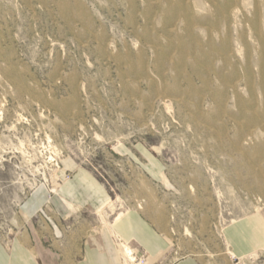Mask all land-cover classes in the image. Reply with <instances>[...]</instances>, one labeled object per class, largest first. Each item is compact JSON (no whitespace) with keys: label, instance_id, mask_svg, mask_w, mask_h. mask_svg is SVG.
I'll return each mask as SVG.
<instances>
[{"label":"rangeland","instance_id":"1","mask_svg":"<svg viewBox=\"0 0 264 264\" xmlns=\"http://www.w3.org/2000/svg\"><path fill=\"white\" fill-rule=\"evenodd\" d=\"M27 227L53 264H264V0H0V239Z\"/></svg>","mask_w":264,"mask_h":264},{"label":"crops","instance_id":"2","mask_svg":"<svg viewBox=\"0 0 264 264\" xmlns=\"http://www.w3.org/2000/svg\"><path fill=\"white\" fill-rule=\"evenodd\" d=\"M64 195V198H70L74 200L82 199L85 201V203H90V201L99 203L104 198V193L93 183L90 178L84 175L76 176L75 179L69 183L68 187L65 189ZM38 207L39 204L37 194L33 196L31 195L27 201L20 205V215H23L26 218H31L34 216V214H36ZM136 219L137 218H129L127 222L124 223V226L120 228V233L124 236V234H127L128 232H132L145 246H147L146 248L149 250L157 248L155 245L158 242L148 231L147 226L136 221ZM39 243L40 238L38 236L37 230L31 227H27L25 229L21 228L17 233H14L5 239H0V264H53L52 256H49L48 254H46L45 262L40 260L37 254V247ZM99 253V250L96 249L91 251L85 250L83 261H79V264H104L105 258L103 254ZM107 259L111 262V264H113L112 256L108 257ZM179 264L194 263L191 261H184Z\"/></svg>","mask_w":264,"mask_h":264},{"label":"bare ground","instance_id":"3","mask_svg":"<svg viewBox=\"0 0 264 264\" xmlns=\"http://www.w3.org/2000/svg\"><path fill=\"white\" fill-rule=\"evenodd\" d=\"M111 206H112L111 204H108V207H106V209L112 208ZM99 214H100V217H102L104 213L100 212ZM121 253H122L125 264H134L133 254L128 248L123 249Z\"/></svg>","mask_w":264,"mask_h":264}]
</instances>
